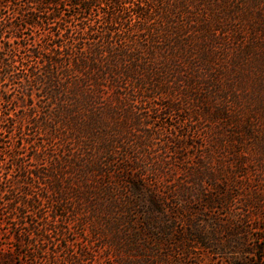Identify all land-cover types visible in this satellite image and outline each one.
<instances>
[{"label": "rangeland", "instance_id": "obj_1", "mask_svg": "<svg viewBox=\"0 0 264 264\" xmlns=\"http://www.w3.org/2000/svg\"><path fill=\"white\" fill-rule=\"evenodd\" d=\"M224 2L198 8L173 79L106 82L96 125L69 133L30 49L101 41L107 10L0 6V264H264V0Z\"/></svg>", "mask_w": 264, "mask_h": 264}, {"label": "trees", "instance_id": "obj_2", "mask_svg": "<svg viewBox=\"0 0 264 264\" xmlns=\"http://www.w3.org/2000/svg\"><path fill=\"white\" fill-rule=\"evenodd\" d=\"M223 1L0 0V6L3 4V6H15L17 3L20 5L23 3V7L20 6V11L24 9L38 11L49 7L56 10L66 5L70 9L77 10L79 15L91 11L96 6H103L101 9L107 10L104 13L105 35L101 41L94 39L87 48L75 53L71 52V54H66L60 45L44 48L35 46L30 49V56L36 62L35 69L38 71L30 70L28 78L38 81L46 87L51 103H55L56 106L55 115L53 117L48 115L50 122L54 125L64 124L67 127V133H69L79 127L83 128L88 122L96 125L98 121L90 113L97 105L106 82L115 85L119 91V81L121 80L132 79L139 85L150 87L151 84L161 85L165 80L173 79L178 72L177 69H180L179 72H181L183 67L180 68L181 63L177 64L172 60L171 55L173 52L181 50V43L185 42L183 39L197 24L196 19L201 11L198 8L208 7L215 16L232 13L230 11L226 13L225 9L227 10V8L221 6L225 4ZM238 7L235 4L236 10ZM130 12H133L135 22L129 26L125 15ZM34 13L36 12L31 14V18L25 19L26 25L35 26L40 21V18H37ZM56 13L55 11L51 16L44 18L43 25L57 19L59 14ZM118 25H126L128 28L124 32H120L116 28ZM210 27L209 22L202 23L203 31L204 29L209 31ZM53 38L54 41L58 39L55 35ZM70 41L80 42L81 40ZM144 57H146L145 61L150 59L152 62L144 65ZM3 68L6 74L10 73L14 68L13 61L6 59ZM121 106L127 107L126 102L121 103ZM164 108L172 112L176 110L177 106L167 104ZM152 111L155 114L158 113L154 108ZM145 117L146 114L143 115V119L146 121ZM147 119L149 120L148 115ZM77 132L79 133V131ZM93 139L92 144H95L96 151L104 154L110 152V141L99 145V138L94 137ZM140 146H142L141 143ZM87 167L86 165L79 166L77 170L79 173L76 174L77 180L81 181L87 175L85 169H91ZM134 189H138L136 184H134ZM90 198L93 200L94 197L90 195ZM64 201L66 202V199Z\"/></svg>", "mask_w": 264, "mask_h": 264}]
</instances>
